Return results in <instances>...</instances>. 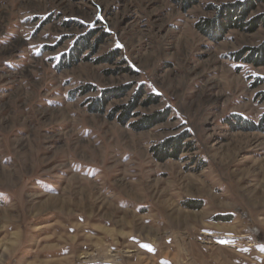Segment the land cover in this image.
<instances>
[{"label": "rangeland", "instance_id": "374dc122", "mask_svg": "<svg viewBox=\"0 0 264 264\" xmlns=\"http://www.w3.org/2000/svg\"><path fill=\"white\" fill-rule=\"evenodd\" d=\"M263 45L264 0H0V264H264Z\"/></svg>", "mask_w": 264, "mask_h": 264}, {"label": "trees", "instance_id": "16d2710c", "mask_svg": "<svg viewBox=\"0 0 264 264\" xmlns=\"http://www.w3.org/2000/svg\"><path fill=\"white\" fill-rule=\"evenodd\" d=\"M256 51L259 52L258 53V58H257L258 60H257V62H260V63L261 62H264V45L261 46L260 48L256 49ZM134 104L135 103H133L132 106ZM132 106L128 107V109H131ZM251 127L253 129H263L264 130L263 124H261V126L260 125L259 126L251 125ZM167 144H168L167 146H170L171 145L172 147L177 148L180 145V141L178 140L176 144H173V143H167ZM172 147H170V148H172ZM158 151H159L158 154L160 153L162 155V158H164L165 157V154L167 153V150L166 149H162V150H158Z\"/></svg>", "mask_w": 264, "mask_h": 264}, {"label": "bare ground", "instance_id": "6f19581e", "mask_svg": "<svg viewBox=\"0 0 264 264\" xmlns=\"http://www.w3.org/2000/svg\"><path fill=\"white\" fill-rule=\"evenodd\" d=\"M106 231L109 233V234H111V235H113L115 232H114V230L113 229H106ZM149 232H151L152 234L154 233L152 230H150ZM64 259H58V260H51V261H49V262H62Z\"/></svg>", "mask_w": 264, "mask_h": 264}]
</instances>
